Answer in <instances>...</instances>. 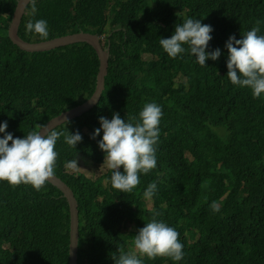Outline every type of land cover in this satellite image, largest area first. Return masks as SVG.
<instances>
[{
    "label": "trees",
    "instance_id": "trees-1",
    "mask_svg": "<svg viewBox=\"0 0 264 264\" xmlns=\"http://www.w3.org/2000/svg\"><path fill=\"white\" fill-rule=\"evenodd\" d=\"M18 0H0V123L23 138L88 101L96 89L100 62L86 43L28 53L8 35ZM19 36L40 43L80 32L105 37L110 46L108 74L100 101L90 111L55 129L79 133L70 147L55 145V175L73 191L79 209L78 264H115L134 249L137 230L158 221L180 235L184 257L143 264H264V93L254 97L227 76L229 37L242 39L259 21L264 35V0H35ZM187 18L210 25L206 52L218 60L200 66L188 51L169 57L160 45ZM47 21L49 36L26 31L31 20ZM144 54L150 58L145 59ZM148 103L162 109L156 167L140 173L131 192L111 186L112 170L93 180L68 172L69 161L103 164L98 146L99 118L113 113L133 125ZM135 118V119H133ZM4 133H0V138ZM11 145V141L9 142ZM66 167V168H65ZM123 171V169H120ZM156 182L149 200L143 195ZM216 202L219 211L210 205ZM70 211L49 183L0 181V264H69Z\"/></svg>",
    "mask_w": 264,
    "mask_h": 264
},
{
    "label": "clouds",
    "instance_id": "clouds-1",
    "mask_svg": "<svg viewBox=\"0 0 264 264\" xmlns=\"http://www.w3.org/2000/svg\"><path fill=\"white\" fill-rule=\"evenodd\" d=\"M28 2L32 5V14H35L37 10L35 0ZM26 31H34L44 40L49 36L47 21L42 19L35 23L30 20L26 25ZM212 31V27L202 24L201 20L187 18L182 24L175 26L170 38H161L160 45L172 58L186 51L182 45H188L187 50L196 58L197 63L206 66V60L216 61L221 56L219 48L206 52L209 41L212 40L210 35ZM259 32V21H257V26L252 27L242 39L237 40L235 35H232L225 44L228 53V78L233 85L250 88L254 97H260L264 93V35H258ZM100 39L105 40V37ZM101 43L104 46L102 41ZM139 116L141 123L135 125L126 122L119 113H113L111 120L100 117L101 127L95 129L91 137L95 139L100 135L101 130L103 131L98 146L106 154L104 163L112 170L111 186L121 192H131L136 188L140 183L139 174H148L157 163L154 145L157 144L159 137L162 109L156 103H148ZM50 121L39 128L37 126L35 128L38 129L37 131L29 132L23 138H13V134L6 131L7 122L0 123V133H4V137L0 138V181H7L12 186L30 184L37 191L46 182L52 185L48 181L54 176L57 177L55 175L57 152L54 150L57 140L63 136L65 143L75 148L82 142V136L79 131L74 134L67 131L66 134L55 131L56 128L48 130L46 125ZM10 141L11 145H9ZM66 167V170L70 169L74 172L80 169L77 159L69 161ZM121 168L123 171L120 170ZM156 191L157 184L152 182L143 195L150 200ZM210 207L215 212L220 210L216 202ZM159 215L160 213H155L150 222L137 230L134 238L135 251L122 252L115 264H143L139 257L144 256L150 259L166 256L174 261L183 259L180 234L165 222L155 219V216Z\"/></svg>",
    "mask_w": 264,
    "mask_h": 264
},
{
    "label": "water",
    "instance_id": "water-1",
    "mask_svg": "<svg viewBox=\"0 0 264 264\" xmlns=\"http://www.w3.org/2000/svg\"><path fill=\"white\" fill-rule=\"evenodd\" d=\"M29 3L30 2H28V0L18 1L15 12L12 17L11 24L8 29L9 38L16 46L19 47V49L28 53L48 52L61 47L86 43L93 47L100 62L99 73L96 82V89L93 96L82 105H79L69 111H66L61 115H59L58 117L51 120L46 125V127L48 128V130H53L58 126L66 123V121L69 122L77 117L82 116L84 113L90 111L100 101V97L105 87V78L108 74L110 46H107V48L105 49L103 44L101 43V39L99 36L89 33H83V32L55 38L53 40L44 41L40 43H29L22 40L18 35V31L22 22V17L26 12V8L29 5ZM48 182H50L53 186H55L62 192L63 197L66 198L69 204V211H70L69 264H78L79 224H80L78 201L71 188L58 177L54 176Z\"/></svg>",
    "mask_w": 264,
    "mask_h": 264
},
{
    "label": "rangeland",
    "instance_id": "rangeland-1",
    "mask_svg": "<svg viewBox=\"0 0 264 264\" xmlns=\"http://www.w3.org/2000/svg\"><path fill=\"white\" fill-rule=\"evenodd\" d=\"M104 43V39L101 40ZM144 58L148 59L150 58L149 55L144 54ZM43 124V123H42ZM38 124V128L42 125ZM78 166L80 169L78 171H72L70 169H67L68 172L78 174H84L87 178H92L93 180H96L97 178L105 175L110 169L107 168L106 163L99 164L97 166H92L86 163L84 159H79L77 161Z\"/></svg>",
    "mask_w": 264,
    "mask_h": 264
}]
</instances>
